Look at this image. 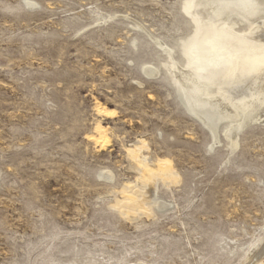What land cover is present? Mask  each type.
Wrapping results in <instances>:
<instances>
[{"label":"rangeland","instance_id":"rangeland-1","mask_svg":"<svg viewBox=\"0 0 264 264\" xmlns=\"http://www.w3.org/2000/svg\"><path fill=\"white\" fill-rule=\"evenodd\" d=\"M188 1L0 0V264L264 263V123L186 109Z\"/></svg>","mask_w":264,"mask_h":264},{"label":"bare ground","instance_id":"bare-ground-1","mask_svg":"<svg viewBox=\"0 0 264 264\" xmlns=\"http://www.w3.org/2000/svg\"><path fill=\"white\" fill-rule=\"evenodd\" d=\"M187 14L198 32L186 48V66L171 68L181 100L213 137L220 123H230L225 135L235 145V130L264 123V0H189Z\"/></svg>","mask_w":264,"mask_h":264}]
</instances>
